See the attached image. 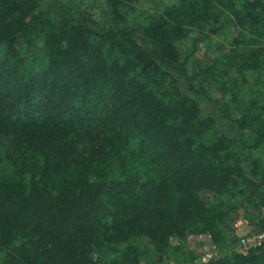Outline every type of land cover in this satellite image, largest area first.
<instances>
[{"label": "trees", "instance_id": "1", "mask_svg": "<svg viewBox=\"0 0 264 264\" xmlns=\"http://www.w3.org/2000/svg\"><path fill=\"white\" fill-rule=\"evenodd\" d=\"M106 1L101 23L0 0V264H264V247L199 263L186 245L224 249L239 209H264V0L135 23L141 0Z\"/></svg>", "mask_w": 264, "mask_h": 264}, {"label": "rangeland", "instance_id": "2", "mask_svg": "<svg viewBox=\"0 0 264 264\" xmlns=\"http://www.w3.org/2000/svg\"><path fill=\"white\" fill-rule=\"evenodd\" d=\"M176 0H141L137 5V9L131 13V21L138 22L143 20L149 13L155 11L156 6L160 4L169 5L174 3ZM47 5H51L56 10L65 12L71 16L75 17H86L93 16L101 23L109 18V5L106 0H43ZM146 19V18H145ZM235 34V28L229 24L223 34L216 36V41L218 43L229 44L232 36ZM212 46L206 45V42L201 45L198 51H195L192 58L190 57L186 62L187 77L191 79V82L195 84H200L201 78L199 76V68L201 66L207 65L210 58L212 57V52L215 53L214 49H217V43ZM183 58L186 59V55L190 52L188 49V43L182 45ZM263 214L259 215L256 212L248 211L244 208L239 209L238 220L233 222V230L229 233L228 242L224 249L217 248V257L236 251V245L240 237L244 234L257 231L256 222L259 218H262ZM205 234V233H203ZM173 244L178 243L177 238H173ZM187 247L194 251L196 254V261H200L202 256L207 252V250L213 249V243L209 236L201 235V233H192L186 238ZM174 259V257H171Z\"/></svg>", "mask_w": 264, "mask_h": 264}, {"label": "built area", "instance_id": "3", "mask_svg": "<svg viewBox=\"0 0 264 264\" xmlns=\"http://www.w3.org/2000/svg\"><path fill=\"white\" fill-rule=\"evenodd\" d=\"M262 214L264 217V209L262 211ZM201 235L209 236L210 240L212 241L211 236L209 234L201 233ZM213 246H214L213 247L214 250L211 249L207 250V252L200 259L199 263H205L214 258H217V254H218L217 247L214 245V243ZM262 247H264V230L250 232L242 235L239 241L237 242L236 251H238L242 255H248L252 251L259 250Z\"/></svg>", "mask_w": 264, "mask_h": 264}]
</instances>
